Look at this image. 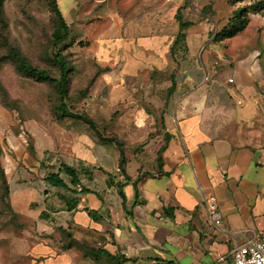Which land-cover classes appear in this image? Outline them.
Returning a JSON list of instances; mask_svg holds the SVG:
<instances>
[{"label":"crops","instance_id":"0c3cea01","mask_svg":"<svg viewBox=\"0 0 264 264\" xmlns=\"http://www.w3.org/2000/svg\"><path fill=\"white\" fill-rule=\"evenodd\" d=\"M216 1L110 12L82 110L97 131L30 121L3 146L0 264H235L234 248L264 233V61L240 36L214 42Z\"/></svg>","mask_w":264,"mask_h":264},{"label":"rangeland","instance_id":"374dc122","mask_svg":"<svg viewBox=\"0 0 264 264\" xmlns=\"http://www.w3.org/2000/svg\"><path fill=\"white\" fill-rule=\"evenodd\" d=\"M131 1L58 0L70 27V38L57 45L55 33L59 21L51 0H4V24L0 23V158L4 154L3 146H8L9 137L18 136L26 122L56 123V110L60 106L57 86L22 73L14 58L9 56L10 49L16 48L35 67L56 79L60 78V69L55 57L62 55L71 70L67 107L69 111L82 113L86 109L84 102L89 100L94 89V70L89 63L93 37L100 33L111 11H124ZM240 2L216 1L215 7L219 6L224 12L222 25L227 23ZM243 2L247 4L249 0ZM211 11L213 7L208 14ZM239 36V46L264 60V16L252 15L248 28ZM3 174L0 163L1 180Z\"/></svg>","mask_w":264,"mask_h":264},{"label":"trees","instance_id":"16d2710c","mask_svg":"<svg viewBox=\"0 0 264 264\" xmlns=\"http://www.w3.org/2000/svg\"><path fill=\"white\" fill-rule=\"evenodd\" d=\"M53 5V12L57 16L59 21V29L55 33L57 45L62 44L69 40L70 38V27L59 8L58 0H51ZM241 0L239 5L235 7L232 11V17L227 21L222 30L214 36V42H222L224 40L232 39L243 33L249 26L250 17L252 15H262L264 16V0H249V3L245 4ZM3 5L4 0H0V23L4 24L3 18ZM178 21L180 22L181 31L187 29L191 24L183 23L181 15H178ZM183 36V33L180 36ZM9 56L14 58L20 71L32 77H37L38 79L47 82L51 85L57 86L58 93L60 95V106L57 107V122L62 121L66 118H73L76 120L84 121L90 127L97 131L96 123L88 117L86 114H81L74 111H69L67 107V101L69 100V87H70V73L69 63L62 55H57L55 57V62L60 69V78H53L47 71L41 70L35 67L29 59L22 55V53L16 48H11L9 51ZM263 60V59H262ZM264 61V60H263ZM125 163V157L123 154L122 166ZM68 173H73L70 169H67ZM72 176H74L72 174ZM49 180L51 184L57 187L65 188V183L60 179L59 175H52ZM77 179L74 177V183Z\"/></svg>","mask_w":264,"mask_h":264},{"label":"built area","instance_id":"2783aa9c","mask_svg":"<svg viewBox=\"0 0 264 264\" xmlns=\"http://www.w3.org/2000/svg\"><path fill=\"white\" fill-rule=\"evenodd\" d=\"M233 82V80H230ZM79 192L83 189L78 187ZM204 206L208 212L211 226L217 230L224 231L223 214L219 207L217 197L211 196L204 199ZM235 264H264V233L254 236L247 243L237 245L232 252Z\"/></svg>","mask_w":264,"mask_h":264}]
</instances>
